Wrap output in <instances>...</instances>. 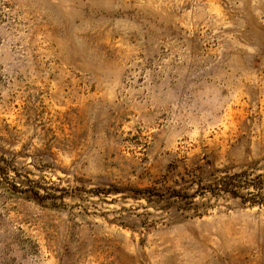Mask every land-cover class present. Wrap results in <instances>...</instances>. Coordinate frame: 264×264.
<instances>
[{
	"label": "rangeland",
	"instance_id": "374dc122",
	"mask_svg": "<svg viewBox=\"0 0 264 264\" xmlns=\"http://www.w3.org/2000/svg\"><path fill=\"white\" fill-rule=\"evenodd\" d=\"M261 181L264 0H0V264H264Z\"/></svg>",
	"mask_w": 264,
	"mask_h": 264
},
{
	"label": "trees",
	"instance_id": "16d2710c",
	"mask_svg": "<svg viewBox=\"0 0 264 264\" xmlns=\"http://www.w3.org/2000/svg\"><path fill=\"white\" fill-rule=\"evenodd\" d=\"M243 175V174H242ZM241 174L239 175H233V177L229 178L230 181L228 182H223L222 185H217V188H219V190L225 191L231 195H233L234 197L238 196V188L239 185H236V180L239 177H242ZM253 188L258 191L259 195L257 196V198H259L260 202L264 203V181L258 182V183H254ZM246 201V199H244ZM251 203H255V202H259V201H253V199H250ZM249 201V200H247Z\"/></svg>",
	"mask_w": 264,
	"mask_h": 264
}]
</instances>
